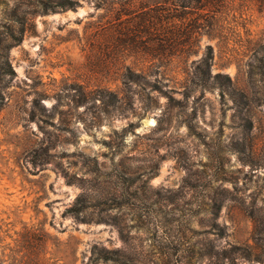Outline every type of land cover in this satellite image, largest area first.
I'll list each match as a JSON object with an SVG mask.
<instances>
[{"label": "rangeland", "instance_id": "1", "mask_svg": "<svg viewBox=\"0 0 264 264\" xmlns=\"http://www.w3.org/2000/svg\"><path fill=\"white\" fill-rule=\"evenodd\" d=\"M72 1L0 0V264H264V0Z\"/></svg>", "mask_w": 264, "mask_h": 264}, {"label": "trees", "instance_id": "2", "mask_svg": "<svg viewBox=\"0 0 264 264\" xmlns=\"http://www.w3.org/2000/svg\"><path fill=\"white\" fill-rule=\"evenodd\" d=\"M214 3L218 4L219 0H186V5L184 7H189L191 5V7L196 8V9H203V8H210V9L213 8L214 9L215 8ZM41 4H42V8L44 9H49L53 7L69 9V8H73L76 5V2L72 0H58V2L53 6H48L44 2H42ZM207 49L210 50V47L207 46ZM11 73H13L12 70H11ZM221 77L223 76L219 73L215 75L216 79L221 78ZM225 78L229 79L228 76H225ZM76 203L84 205L85 207H82L83 209L94 208L97 206L104 205V204L88 205V202H85V201L81 203L80 198L76 199ZM112 255L113 253L110 252L109 250L94 246L91 257H93L94 260L111 261L114 259Z\"/></svg>", "mask_w": 264, "mask_h": 264}]
</instances>
